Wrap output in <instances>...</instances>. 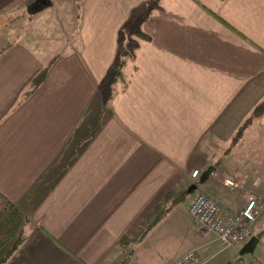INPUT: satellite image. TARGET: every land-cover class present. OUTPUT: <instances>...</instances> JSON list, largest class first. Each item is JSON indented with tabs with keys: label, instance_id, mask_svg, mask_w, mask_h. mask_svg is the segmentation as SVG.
Here are the masks:
<instances>
[{
	"label": "crops",
	"instance_id": "0c3cea01",
	"mask_svg": "<svg viewBox=\"0 0 264 264\" xmlns=\"http://www.w3.org/2000/svg\"><path fill=\"white\" fill-rule=\"evenodd\" d=\"M56 2L0 0V210L21 212L0 264H172L213 248L187 212L193 193L230 214L244 197L224 178L259 175L264 197V160L221 168L240 129L234 146L264 150V113L243 126L264 101V0H81L45 61L36 23ZM253 236L264 250V226Z\"/></svg>",
	"mask_w": 264,
	"mask_h": 264
},
{
	"label": "rangeland",
	"instance_id": "374dc122",
	"mask_svg": "<svg viewBox=\"0 0 264 264\" xmlns=\"http://www.w3.org/2000/svg\"><path fill=\"white\" fill-rule=\"evenodd\" d=\"M56 1H57L56 3H53V5H51L49 8L46 9L47 10L46 13L45 12L40 13V14H42V17L39 20L40 22L38 21L36 23V28H37V26L40 25L39 30H42L44 33L42 35V37L47 38V39H43L44 42L40 44L41 50H44V53H43L44 56L46 55L44 58L45 61H49L54 55L59 54L61 52V49H62L61 47L63 45V42L65 43L66 40H68L69 37L71 36V28L73 26V23H74V25H76L74 21L72 22V19H74L75 14L77 17L78 12H80L79 10H80L81 0H56ZM151 1L152 0H147V2H151ZM145 5L146 4H144V8H143V5L139 6V7L136 6L134 14H145L146 11L149 10V6L146 5V8H145ZM75 8H77L78 12H76ZM31 14H32L31 19H34L33 17H35V13H31ZM43 14H45V15H43ZM28 16L29 15H27L26 11L24 13H19V14L17 13L16 19H14V21L9 23L10 28L17 29L18 27H20V30H21L22 28H24L26 26V21L28 20ZM46 22H49V25L47 27L45 25ZM44 29H45V32H44ZM126 29H127V31L131 30L132 25L127 26ZM36 43L39 44L38 41ZM134 46L135 45H134L133 40L128 41V43H127L128 48H133ZM106 75H107V73H106ZM103 84H106L105 80H103ZM112 89H111V91H112ZM105 93L102 92L103 95ZM106 96H107V94H106ZM252 119L253 118H250V121L246 126L250 125ZM236 140L234 141V143H236ZM244 142H245L244 147H246V143L248 142V139H243L242 143H244ZM234 143H233V145L230 146L229 149H227L224 152V158L222 159V164H221L222 167L221 168L224 170H227L230 168L231 171L234 169V176L236 175V173L243 174V173H247L249 171L257 170L258 167L254 166V164H255L254 158L260 159V162L263 161L264 160V150H260V148L258 146H256V144H253V146L255 147V150H253V151L250 150L248 152L247 150H243L244 147L241 148L240 145H239V147L234 146ZM248 146H249V144H248ZM233 151H234V165L228 162L229 161L228 158L231 156L230 154ZM211 152H209V153L211 154ZM213 154H214V152H213ZM236 159L243 160L242 164L247 163L246 159H248L249 162L250 163L253 162V164L250 165L248 162L249 165L238 166L235 162ZM232 166H234V167H232ZM257 176H259V175H257ZM223 182H224V180H223ZM251 185H252V181H251ZM250 186L246 187V188H245V186H243V189L240 190V191H242V194L245 190L246 191L249 190ZM263 220H264V218H262L258 222L261 226H264ZM207 238H208V241H213L214 247L210 248L208 250L196 251L197 254L202 259V264H264V256H263L264 250L261 249L262 242H259L258 247L256 249H254L252 252L245 253V252H242L245 241L240 243V244L233 245L231 248L222 251V250H220V246H219L218 242L216 241V238L213 237V235L209 234ZM262 239H263L262 241L264 242V236ZM263 245H264V243H263Z\"/></svg>",
	"mask_w": 264,
	"mask_h": 264
},
{
	"label": "built area",
	"instance_id": "2783aa9c",
	"mask_svg": "<svg viewBox=\"0 0 264 264\" xmlns=\"http://www.w3.org/2000/svg\"><path fill=\"white\" fill-rule=\"evenodd\" d=\"M194 170L191 177H196ZM263 180L255 176L249 190L243 192L244 203L239 210L230 214H222L218 203L202 192L192 195L187 212L194 224L202 233H213L219 241L220 250H226L233 245L246 242L253 235V227L264 218V197H258L254 190L260 187ZM224 184L230 190H241L243 185L225 178ZM172 264H202V259L194 252L187 251Z\"/></svg>",
	"mask_w": 264,
	"mask_h": 264
},
{
	"label": "trees",
	"instance_id": "16d2710c",
	"mask_svg": "<svg viewBox=\"0 0 264 264\" xmlns=\"http://www.w3.org/2000/svg\"><path fill=\"white\" fill-rule=\"evenodd\" d=\"M121 55H124V52L121 51ZM122 62H118L117 64H113L110 66L107 77L110 79H118L120 72V65ZM46 73V68L42 69L38 72L32 79V87H37L41 80L44 78ZM264 113V101L259 103L252 111L250 118L257 117ZM250 118L244 121L243 126H246ZM241 134V129L236 133L233 137L235 141ZM21 221V212L18 207L7 204L3 209L0 210V248L17 232L18 226ZM258 238V236H256Z\"/></svg>",
	"mask_w": 264,
	"mask_h": 264
},
{
	"label": "water",
	"instance_id": "95a60500",
	"mask_svg": "<svg viewBox=\"0 0 264 264\" xmlns=\"http://www.w3.org/2000/svg\"><path fill=\"white\" fill-rule=\"evenodd\" d=\"M48 3V0H39L38 5L44 6ZM39 8V7H38ZM208 170L204 172V174H207ZM203 174V175H204ZM258 242V238L256 236H251L244 244L242 252L250 253L253 251L254 247L256 246Z\"/></svg>",
	"mask_w": 264,
	"mask_h": 264
}]
</instances>
